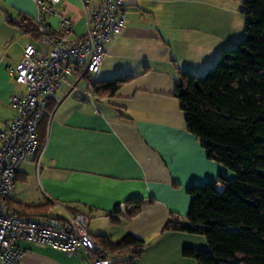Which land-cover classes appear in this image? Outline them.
I'll return each mask as SVG.
<instances>
[{"label":"crops","instance_id":"1","mask_svg":"<svg viewBox=\"0 0 264 264\" xmlns=\"http://www.w3.org/2000/svg\"><path fill=\"white\" fill-rule=\"evenodd\" d=\"M243 2L126 0L125 28L106 44L104 62L92 80L130 79L113 96H96L82 67L65 76L44 107L50 116L41 167L37 172L31 159L21 162L13 201L50 203V215L84 212L95 238L117 242L131 233L144 240L140 256H115L113 264H198L183 255V248H207L206 237L164 226L173 214L188 223L191 185L235 173L207 157L187 128L174 89L182 70L202 74L242 40L247 24ZM97 4L92 0L91 6ZM36 13L34 0H0V131L16 113L10 95L26 92V84L17 82L8 67L21 62L29 43L47 50L25 26L28 21L22 22L26 17L35 24ZM61 16L72 20L71 37L86 31L82 0H63L59 14L47 17L53 29ZM73 85L90 98L73 95ZM137 200L142 205L131 214ZM17 244L23 250L19 264H93L83 249L70 255L50 245Z\"/></svg>","mask_w":264,"mask_h":264},{"label":"trees","instance_id":"2","mask_svg":"<svg viewBox=\"0 0 264 264\" xmlns=\"http://www.w3.org/2000/svg\"><path fill=\"white\" fill-rule=\"evenodd\" d=\"M245 35L221 53L202 76L180 72L174 94L185 114L188 130L196 135L207 157L232 169L236 177L220 175L217 181L191 185L188 223L173 214L164 230L203 234L208 249L184 247L183 255L198 264H264V0H244ZM39 38L36 23L23 18ZM83 73V72H81ZM96 96H113L130 77L93 81ZM50 113L37 126L38 152L44 149ZM133 214L139 211L142 201ZM50 203L29 206L6 200V211L22 216L46 215ZM117 223V219L113 220ZM104 255H141L143 239L129 233L113 242L97 236Z\"/></svg>","mask_w":264,"mask_h":264},{"label":"built area","instance_id":"3","mask_svg":"<svg viewBox=\"0 0 264 264\" xmlns=\"http://www.w3.org/2000/svg\"><path fill=\"white\" fill-rule=\"evenodd\" d=\"M39 41L43 51L34 44L24 47L23 58L9 73L17 82L26 84L24 94H12L10 105L15 116L7 128L0 131V264H19L23 250L18 241L24 240L61 249L73 254L83 249L93 264H113L104 249L90 232V217L84 212L63 216H22L6 211V200L15 192V175L21 162L32 160L37 172L41 167L42 152H38L37 126L45 115V105L60 87L62 80L74 67L95 75L100 71L106 55V44L119 36L126 25V0H82L88 13L87 28L71 37L72 20L61 16L58 29H53L48 16L59 14L63 0H34ZM80 99L90 94L72 86Z\"/></svg>","mask_w":264,"mask_h":264},{"label":"rangeland","instance_id":"4","mask_svg":"<svg viewBox=\"0 0 264 264\" xmlns=\"http://www.w3.org/2000/svg\"><path fill=\"white\" fill-rule=\"evenodd\" d=\"M205 74V72L204 73H202V74H199V76H203ZM94 77L96 76V74L95 75H93ZM83 83V82H82ZM82 83H81V85H82ZM73 92H74V90H73ZM72 92V93H73ZM73 95H75L74 93H73ZM230 169V168H229ZM232 172H234L235 173V171H233L232 169H230ZM234 177H236V173H235V176ZM18 187L20 186L21 188H28V187H24L23 186V182H18V185H17ZM28 186H30V184L28 185ZM15 189H16V186H15ZM204 237H206L205 235H204ZM207 240V239H206ZM199 249H208V247L207 248H199Z\"/></svg>","mask_w":264,"mask_h":264}]
</instances>
